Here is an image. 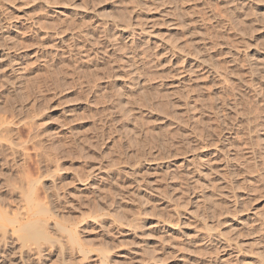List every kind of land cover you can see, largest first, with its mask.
<instances>
[{"label": "rangeland", "instance_id": "374dc122", "mask_svg": "<svg viewBox=\"0 0 264 264\" xmlns=\"http://www.w3.org/2000/svg\"><path fill=\"white\" fill-rule=\"evenodd\" d=\"M0 264H264V0H0Z\"/></svg>", "mask_w": 264, "mask_h": 264}]
</instances>
